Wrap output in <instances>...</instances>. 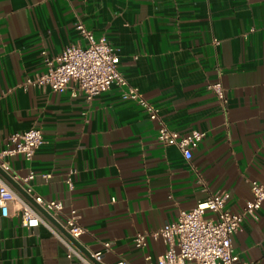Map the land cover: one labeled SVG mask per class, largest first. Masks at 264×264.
<instances>
[{
	"label": "crops",
	"instance_id": "0c3cea01",
	"mask_svg": "<svg viewBox=\"0 0 264 264\" xmlns=\"http://www.w3.org/2000/svg\"><path fill=\"white\" fill-rule=\"evenodd\" d=\"M77 22L109 42L156 118L115 85L87 99L72 94L73 82L61 92L26 84L45 70L42 51L86 45ZM216 81L224 100L208 88ZM161 125L204 132L189 160L156 139ZM30 127L42 142L30 160L9 157L8 174L33 171L32 191L62 209L53 222L36 208L46 223L30 227L17 203L0 213V264H83L66 257L54 233L68 238L61 224L70 209L84 228L74 245L100 250V264H157L166 245L147 236L137 248L136 232L174 221L219 190L229 194L225 208L238 212L251 198L250 180L264 184V0H0V148ZM230 241L240 261L264 264V202Z\"/></svg>",
	"mask_w": 264,
	"mask_h": 264
},
{
	"label": "built area",
	"instance_id": "2783aa9c",
	"mask_svg": "<svg viewBox=\"0 0 264 264\" xmlns=\"http://www.w3.org/2000/svg\"><path fill=\"white\" fill-rule=\"evenodd\" d=\"M76 29L81 38L86 40L85 46L70 44L58 54L47 56L42 51L45 70L26 78V84L40 87H49L53 91L61 92L70 82L75 84L72 94H82L90 99L107 90L111 85L120 88L123 100L136 102L150 119L157 117V108L146 100L136 87L131 86L118 70V56L113 47L103 37L95 38L81 22L76 23ZM215 95L224 100L223 88L216 81L208 85ZM204 132L190 130L179 134L164 125L159 126L156 139L163 145L176 146L184 159L189 160L192 149L203 138ZM42 142V133L38 127H30L23 131L13 132L6 137V146L0 148V169L8 174L9 157L20 155L30 160L35 149ZM9 175V174H8ZM13 180L25 182L24 191L35 204L46 212L55 216L62 209V202L58 199H43L32 191L29 181L34 177L33 171L17 178L9 175ZM48 177V174H44ZM66 183L71 188L70 178ZM251 198L246 201L242 209L232 212L225 208L229 196L226 190H219L207 195L188 210H179L174 221L163 224L149 233L136 232L133 236V245L143 248L147 236L160 239L166 245L164 251L157 257V264H185L192 261L196 264H246L239 260L231 245V235L236 232L245 215L256 218V210L264 202V184L257 180H250ZM18 204L23 226H35L40 222L46 223L37 209L12 189L8 182L0 175V213L7 216L12 204ZM209 211L213 217H206ZM69 237L77 240L84 228L78 222L75 209H70L61 224ZM66 247V257H75L83 264H100L102 252L100 250L84 253L80 251L70 238L60 236L54 232ZM102 246L107 249L108 242ZM117 264H123L118 262Z\"/></svg>",
	"mask_w": 264,
	"mask_h": 264
},
{
	"label": "water",
	"instance_id": "95a60500",
	"mask_svg": "<svg viewBox=\"0 0 264 264\" xmlns=\"http://www.w3.org/2000/svg\"><path fill=\"white\" fill-rule=\"evenodd\" d=\"M0 175L4 178V179H6L16 190H18L31 204H33V206L35 207V208H37L46 218H48L50 221H53L54 222V220H53V218L51 217V215L48 213V212H46L44 209H42L40 206H38L37 204H35L34 203V201L32 200V198L28 195V194H26L25 193V191L23 190V189H21L19 186H18V184L6 173V172H4L3 170H1L0 169ZM58 225V224H57ZM61 227V226H60ZM64 232H65V234H66V236L68 237V238H70L69 237V235L67 234V232L64 230ZM71 239V238H70ZM72 240V242L74 243V244H76V240H73V239H71Z\"/></svg>",
	"mask_w": 264,
	"mask_h": 264
}]
</instances>
